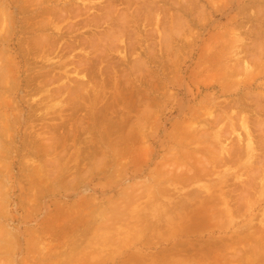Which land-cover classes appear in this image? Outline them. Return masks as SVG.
<instances>
[{
	"label": "rangeland",
	"instance_id": "rangeland-1",
	"mask_svg": "<svg viewBox=\"0 0 264 264\" xmlns=\"http://www.w3.org/2000/svg\"><path fill=\"white\" fill-rule=\"evenodd\" d=\"M3 19L8 20L3 21ZM3 22L4 24L7 22V25H4ZM0 36V74L5 77L1 78L0 76V84L2 83L0 85V206L6 205L5 209L3 208L5 211L1 209L2 207L0 208V213L3 214V216L0 215V224L4 230H10V233H7L8 231L5 232L1 229L0 233L6 235L5 238L12 235L9 236V238L11 237L10 242L6 243L7 240L2 242L4 238L0 234L3 238H0V244L6 243L3 245L7 247L11 245L9 247L15 249H10V253L8 251L1 253L5 248L3 245L0 246L3 247L0 248V262L2 260L7 262L9 255L10 261H14L13 264H25V261H32L27 262L28 264H61L64 254L67 255L68 250H72V247L79 250L89 238L90 240L93 238L92 242L95 239H103L100 235L104 232H101L99 228L102 227L103 230L104 224L110 225L114 222L120 227L118 224L124 220V222H130L129 225L135 222L137 230L138 227L141 229L143 226L141 231L144 229L147 231H143L144 235L141 231H135L139 234L133 233L132 235L137 237L133 236L132 238V235L130 236L131 229V232L127 233L128 237L121 236L124 232L118 234L117 237L114 236L113 238L116 240L111 243L112 247L109 243L106 246L110 248L105 247L104 254L102 253L104 255L102 260L105 261L101 260L104 262L103 264H122L127 257L130 258L131 253V256L139 253L142 257H146H143V262L146 264H159L160 260L162 264H166L167 261H170L167 262L168 264H184L182 263L184 260L186 264H192L190 261H193V264L195 262L216 264L218 260H223L225 257L223 254L226 253L227 261H229V255L232 253L233 257L237 251L240 254L238 256L236 253L238 259H230L233 264L240 263L239 260H242L240 264H264V244H262L264 243V159H262L264 146L257 148L259 155L256 157L259 158L253 155L249 157L250 155L245 153L247 151L244 147L247 142L245 141L246 133L240 126L243 113L250 114L252 112L255 116L252 113L248 114L250 116L249 124L252 129L257 130L254 134L258 135L259 129L250 121H253L256 115L262 118L261 113L264 117V106H262V104L264 105V0H0ZM38 38L45 39L41 41ZM231 58L236 59L232 61ZM243 58L248 59L243 60ZM226 59L228 60L226 61ZM230 59L233 64L230 63ZM242 60L246 61V64L244 62L243 64L247 69L243 71L240 66L239 69L242 71L233 70L236 62L239 64L242 63L240 62ZM222 65L224 66L222 67ZM225 65L232 66L233 75L230 70V73L228 70L226 71L229 68ZM2 67H5V70ZM217 72L219 73L216 74ZM222 73L230 74V76H224ZM222 76L225 78L223 79ZM246 78L249 80L252 78L254 86L244 88ZM3 84L4 86H2ZM219 87L228 88V93L222 94ZM229 89L231 90L229 91ZM256 97L261 105H259V109ZM242 98L244 101L247 99L249 101L239 102L242 105L244 103H248V105L246 108L243 107L246 110L242 109V113L238 114V116L241 115L240 118L238 117L240 121L238 118L233 119V122L236 120L237 126L234 124V128L237 130L231 128L230 132L228 128H230L229 123L231 124L232 120L225 116L228 113L231 114L229 108L233 107L232 111L234 112L238 109L241 110V107H238L233 101ZM222 99L223 102H221ZM232 99L234 100L232 101ZM226 104L229 105L226 106ZM222 105L223 107H221ZM224 107L228 109L225 110ZM216 111L225 114L223 121L217 123L220 125H215L211 118ZM234 112L231 115L237 117ZM70 114H73V117H70ZM215 114L214 116H216ZM73 129L76 130L73 131ZM70 130L73 134L70 133ZM236 131L240 134H237ZM227 134L229 138H227ZM57 136L59 139L49 140L53 137L55 139ZM254 136L256 138V135ZM218 137L220 140L217 139ZM62 138L63 140H60ZM111 140L114 141V144ZM238 140L240 141L238 142ZM223 142L224 145L221 144ZM238 143L240 144L238 145ZM50 145L57 147L55 149ZM236 145L242 152L245 151L242 153L244 155L241 154L242 157L240 156V159L236 160L237 162L234 159L232 161L235 162H232L231 158L228 160L226 157L230 155L228 152L231 149L237 148ZM221 146L224 149L222 152ZM114 147L118 149L114 151L115 153H113ZM45 149L52 152L49 153ZM62 151L66 154H62ZM260 154L263 157L260 158ZM61 155L67 157L63 158L62 156L58 159ZM51 158H57V161L54 160L56 163L53 159L51 161ZM214 158L221 159V164L227 161L228 163L220 165V161L217 160L218 162L215 163ZM73 159H77V162H74ZM72 160L73 162H71ZM57 163L62 171L58 169ZM68 163H72L71 167ZM40 165L43 167L41 168ZM206 165H211L210 170L212 171H209ZM216 165L217 167H214ZM242 166L243 169H241ZM53 167H55V171ZM203 167L207 171L202 174L198 169ZM67 168L68 170H66ZM190 168L192 171L189 170ZM256 168L260 171V175H258L259 172H256ZM49 169L53 170L51 173L59 172L58 174H56L57 172L53 173V176L48 172ZM41 170H47L48 176ZM175 171L181 173V177ZM182 171L185 173L182 174ZM252 171L253 174L257 173L258 177L256 174L253 175ZM173 173L176 174L174 177ZM167 174L170 175L166 177ZM49 175L53 176L52 181ZM55 175H59L57 179ZM184 175L186 177L195 176L189 177V180ZM255 175L257 178L254 177ZM162 176L164 180H159V178L162 179ZM236 176H239L241 180ZM178 177L184 180L180 181ZM176 180L182 183L180 184ZM245 180L249 181V186ZM46 183L47 185H45ZM183 183L186 184L182 186ZM240 188H243V191ZM136 190L139 191L136 192ZM147 192L148 194L152 193L148 195ZM157 192L158 195H156ZM243 192H248V194L243 197ZM129 194L130 198H128ZM138 194L142 196H138ZM240 194L243 195L242 200ZM137 196L140 198L137 199ZM125 197H127V201ZM132 197L136 199H133L134 202L136 201L135 203L132 201ZM224 197L227 198V201L230 198V201L224 203ZM36 198L37 201H34ZM121 198L123 201H119ZM173 198L175 199L173 200ZM237 201L241 202L239 204L243 210L237 206ZM111 205H116L119 210ZM214 205L217 207L213 209ZM58 206L61 207V211ZM175 206L177 207L175 208ZM209 207H211L210 210H208ZM223 207L226 210L231 208L226 211ZM33 208L35 209L33 210ZM86 208L87 211H85ZM58 211L62 215L61 219ZM173 211L177 215H174ZM4 212H6L5 216ZM65 212L69 213V215L66 213V217H71V219L67 220ZM110 213H114L116 217L113 218V214ZM218 213H222L223 216L222 214L218 216ZM7 214H10L11 217H7ZM136 214L139 215L138 220L141 219L139 222L136 220ZM55 215H58V220H60L58 224L57 220L54 221ZM98 215L103 218L100 219ZM46 216H48V221H44ZM175 216L179 218L175 220L177 218ZM181 216L183 217L181 218ZM211 216L212 218L218 217L216 220L220 219L221 222L217 223L218 220L216 221L214 218V221L212 220L214 224H212ZM63 217L64 221L66 218L65 223ZM61 220L63 223H60ZM50 221L56 223L58 227L54 223L47 224ZM103 221L105 223H102ZM124 222V225L121 224L122 226L126 225ZM171 222L173 227L172 224L170 225ZM174 223H177V226H174ZM180 224H183L184 227H182L185 229L181 228ZM247 225L249 226L247 227ZM47 226L51 229L50 233L47 231L49 228ZM108 226H106L107 229H110L111 225ZM250 226L252 230L255 228L257 230L252 232L257 235H254L255 240L249 231ZM74 227L80 229L75 231ZM134 227L135 225L133 226L135 230ZM175 227L179 229L177 228V230ZM210 227L212 228L210 229ZM238 229L239 231H237ZM180 230L182 232H179ZM56 231L57 233H55ZM242 231H244L243 234ZM13 232H16L17 235ZM245 232L248 233L247 236L244 235ZM55 234L57 238L54 237ZM79 234H82L83 238ZM233 234L236 236L235 238H233ZM65 235L68 237L67 243L66 240L64 241L67 238ZM226 236L231 239L224 240ZM14 237L15 242L18 239L17 244H14V239H12ZM242 237L244 239L247 237V240L243 241ZM59 239L62 241H58ZM236 239L242 242H238ZM28 240L31 242L35 240L32 243L33 249H31L32 244L30 246ZM216 240L224 241L218 243ZM57 241L60 246L63 241L66 244H62L63 246L60 248ZM211 242L213 243L211 244ZM245 242L254 246L258 244L260 248H263L260 249L257 245L254 247L249 244L246 246ZM179 243H181L180 248ZM183 243L190 244L186 246ZM214 243L216 246H213ZM36 244L39 246H35ZM183 246H186L187 249ZM220 246H223L226 252L222 248L220 249L221 254L216 256V249H219ZM233 246L237 248L235 249ZM243 246L249 247L248 249L245 247V254H243L245 250ZM113 247L116 249L114 250ZM175 247L178 249L176 250ZM238 247L241 251L238 250ZM258 248L259 251H256ZM6 250L9 249L6 248ZM54 250H58L59 253ZM247 250H250L251 256L255 251L257 253L251 257ZM45 251L47 252L45 253ZM258 252L260 255H257ZM173 253L176 254L173 255ZM167 254L171 256V259ZM52 256L54 257L52 258ZM161 256L164 258H159ZM149 258L150 260H148ZM216 258H218L217 261ZM201 259L206 261H201ZM165 260L166 262L163 263ZM175 260L180 262L174 263ZM98 262L97 264H99ZM101 262L100 264H102ZM223 262L217 264H224ZM141 263L138 260L137 264Z\"/></svg>",
	"mask_w": 264,
	"mask_h": 264
},
{
	"label": "bare ground",
	"instance_id": "bare-ground-1",
	"mask_svg": "<svg viewBox=\"0 0 264 264\" xmlns=\"http://www.w3.org/2000/svg\"><path fill=\"white\" fill-rule=\"evenodd\" d=\"M86 6H87V5H86ZM111 7H112V6H111ZM50 8H52V7H50ZM115 8H116V7H115ZM48 11L50 12V9H49ZM3 12H4V11H3ZM3 12H2V13H3ZM43 12H44V11H43ZM51 12H52V11H51ZM53 13H55V12H53ZM44 14H46V13L44 12ZM44 14H43V15H44ZM6 15H8V14L6 13ZM55 15H56V14H55ZM8 16H9V15H8ZM8 16H7V17H8ZM61 16H62V15H61ZM112 17H113V16H112ZM112 17H111V18H112ZM5 18H6V17H5ZM4 20H5V19H3V21H4ZM7 20H8V19H7ZM7 20H5V21H7ZM9 20H10V19H9ZM11 21H12V20H11ZM12 22H13V21H12ZM46 22H47V21H46ZM6 23H7V22H5V24H6ZM3 24H4V22H3ZM5 24H4V25H5ZM6 25H7V24H6ZM40 25H41V24H40ZM42 25L44 26V24H42ZM46 26H47V25H46ZM40 28H41V27H40ZM38 29H39V28H38ZM42 29H44V28L42 27ZM46 29H48V28L46 27ZM54 29H55V28H54ZM58 31H59V30H58ZM0 37H1V36H0ZM4 37H5V36H4ZM42 37H44V36H42ZM45 37H46V36H45ZM6 38H7V37H6ZM47 38H48V37H47ZM38 39H41V38H38ZM44 39H45V38L41 39V41H42V40L44 41ZM39 41H40V40H39ZM122 41H123V40H122ZM9 42H10V41H9ZM40 43H41V42H40ZM247 49H248V48H247ZM245 50H246V48H245ZM124 51H125V50H124ZM244 52H245V51H244ZM246 52H247V51H246ZM124 53H125V52H124ZM124 53H123V54H124ZM247 54H248V53H247ZM249 54H250V53H249ZM249 54H248V55H249ZM251 55H252V54H251ZM253 55H254V54H253ZM243 56L245 57V54H244ZM243 56H242V57H243ZM239 57L242 58L241 56H239ZM232 58H233V57H232ZM232 58H231V59H232ZM250 58H251V57H250ZM250 58H249V59H250ZM231 59H230V63H231ZM235 59H236V58H235ZM235 59H232V61H233V60L235 61ZM244 59L246 60V59H248V58H243V60H244ZM227 60H228V59H226V61H227ZM240 60H241V59H240ZM243 60L240 61V62H242V63H239V64H237V62H236L237 66H236V64H235V67L233 66V70H235V71H237V70H238V71H242V69H243V71L246 70V69H247V67H246V65H245V64H246V63H245L246 61L244 62ZM250 60H251V59H250ZM243 62H244L245 64H243ZM216 63H217V61H216ZM224 63H225V62H224ZM226 63H227V62H226ZM222 64H223V63H222ZM231 64H233V63H231ZM247 64H248V63H247ZM228 65H229V64H228ZM228 65H225V66L228 67ZM217 66H218V65H217ZM223 66H224V65H222V67H223ZM230 66H231V65H230ZM240 66H242V67H241V68H242L241 70L239 69ZM249 66H250V65H249ZM0 68H1V67H0ZM3 68H4V69H3ZM220 68H221V67H220ZM228 68H229V69H226V71H227V70H228V71H229V70L231 71L232 66H231V67H228ZM2 69L5 70V67H2ZM217 69H218V68H217ZM213 70H214V69H213ZM233 70L231 71V73H232L231 75L234 74V73H233ZM230 71H229V73H230ZM247 71H248V70H247ZM247 71H246V72H247ZM213 72H214V71H213ZM222 72L225 73V71H222ZM218 73H219V72H217L216 74H218ZM224 73H222V74L224 75ZM235 73H236V72H235ZM237 73H238V72H237ZM242 73H243V72H242ZM2 74H3V73H2ZM222 74H221V75H222ZM255 74H256V73H255ZM3 75H4V74H3ZM0 76H1V78L4 77V76L2 77L1 74H0ZM224 76H230V74H229V75H228V74H225ZM222 77H223V76H222ZM222 77H221V78H222ZM251 77L253 78V76H251ZM4 78H5V77H4ZM224 78H225V77H223V79H224ZM226 78H227V77H226ZM252 78H251V79H252ZM246 79H247V78H246ZM251 79H250V80L247 79V80L244 81V82H245V83H244V88H245V87H246V88H249V87L254 86V84H253L254 81L251 80ZM253 79H255V77H254ZM3 82H4V81H3ZM1 84H2V83H1ZM1 84H0V85H1ZM211 84H213V83H211ZM208 85H209V84H208ZM260 85H261V84H260ZM2 86H4V84H3ZM198 87H199V86H198ZM219 88H220V91H221L222 94L228 93V91H227L228 88H227V89H225L224 87H219ZM209 89H210V88H209ZM198 90H199V89H198ZM230 90H231V89H229V91H230ZM3 91H4V90H3ZM215 92H216V91H215ZM244 96H245V95H244ZM241 97H242V96H241ZM241 97H239V98H241ZM246 97H248V96H246ZM249 97H250V96H249ZM236 98H237V97H236ZM250 98H252V97H250ZM229 99H231V98H229ZM246 99H247V98H246ZM253 99H254V98H253ZM233 100H234V99H232V101H233ZM254 100H255V99H254ZM256 100H257V108L259 109V108H260V107H259L260 102H259V100H258L257 97H256ZM223 101H224V100L222 99L221 102H223ZM239 101H241V102H242V101L245 102L246 100L244 101V99L242 98L241 100H240V99H237V100L235 99V101H233V102H236V105H237L238 107H241V110H239V109L236 107V105H234V104H233V105L235 106V108L238 109V110H236V112L232 111V108H233V107H232V108H229V109L231 110V114H233L232 112H234V114H236L237 117L234 116V115L229 114V113H228V112H230L229 110H228V112H227L228 114H226V116H225L224 113H221V114H220V112L217 113V111H216L215 113H217V114L214 113L216 116H214V114H213V116H211V118H212L214 121H213L211 118H210V120H212V121L215 123V125H216L217 123H219L218 121L221 122V120L224 119V116H225V117L228 116V119H229V120H230V119L232 120L231 124L229 123L230 121L228 122V123H229V126H230V128H228V131H230L229 129H231V128L233 129V128H234V124L236 123V120H234L235 122H233V119H237L238 117L240 118L241 115L238 116V114L242 113V109H245V108H246V105H248V103H246V104L244 103V105H242V103L239 102ZM247 101H249V100L247 99ZM247 101H246V102H247ZM252 101H253V100H252ZM217 102H218V101H217ZM225 102H226V101H225ZM255 102H256V101H255ZM255 102H254V103H255ZM258 102H259V104H258ZM238 104H239V105H238ZM218 105H220V104H218ZM227 105H229V104H226V106H227ZM233 105H232V106H233ZM249 105H250V104H249ZM213 106H214V105H213ZM260 106H261V105H260ZM262 106H264V105L262 104ZM221 107H223V105H222ZM228 107H229V106H228ZM230 107H231V106H230ZM243 107H245V108H243ZM235 108H234V109H235ZM257 108H256V109H257ZM224 109H225V107H224ZM226 109H228V108L226 107ZM226 109H225V110H226ZM248 109H249V108H248ZM217 110H218V109H217ZM245 110H246V109H245ZM262 110H263V109H262ZM214 111H215V110H214ZM218 111H219V110H218ZM221 111H222V110H221ZM210 112H212V111L210 110ZM210 112H209V115H211ZM261 112H262V111H261ZM263 112H264V111H263ZM251 113H252V112H251ZM251 113H250V114H251ZM258 113L260 114V112H258ZM248 114H249V113H247V114H244V113H243L242 118H241L242 124H241V122H239V121H240L239 118H238L239 121H238V120H237V121L239 122V124H241L240 126L244 128L245 133H246V135H245L246 140H245V139H244V140L247 141V142H245V143H246V146L244 145V147L246 148L245 150H246L247 152H245V153L248 154V155H250L249 157H251V155H253V156L256 157L257 155H259V154L257 153V148H258V146H259L260 148H263L262 146H264V128H263V126H264V117H263V114L261 113L262 118H260L258 115H256V118H255V117H254L255 115L252 113V114L254 115V116H252V117L255 118V119H254L255 121H254V120H253V121H250V123H252L255 127H257V128L259 129V130H258V131H259V134L257 135V134H254V132L257 131V130L252 129L251 126H250V124H249V117H250L249 115H250V114H249V115H248ZM72 115H73V114H70V117H73ZM261 115H260V116H261ZM70 117H69V118H70ZM208 117H210V116H208ZM233 117H234V118H233ZM65 118H66V117H65ZM67 118H68V117H67ZM63 119H64V118H63ZM225 119H227V118H225ZM228 119H227V120H228ZM66 120H67V119H66ZM208 120H209V119H208ZM222 121H223V120H222ZM210 122H211V121H210ZM72 123H73V122H72ZM72 123H71V124H72ZM76 123H77V122H76ZM78 123H79V122H78ZM80 124H81V122H80ZM211 124H212V123H211ZM207 125H208V124H207ZM217 125H220V124H217ZM235 126H237V125L235 124ZM72 127H73V126H72ZM72 127H71V128H72ZM214 127H215V126H214ZM225 129H226V128H225ZM232 129H231V131H232ZM234 129H236V128H234ZM75 130H76V129H73V131H75ZM223 130H224V129H223ZM236 130H237V129H236ZM238 130H239V129H238ZM231 131H230V132H231ZM242 131H243V130H242ZM76 132H77V131H76ZM205 132H206V131H205ZM239 132L242 133L240 130H239ZM51 133H53V132L51 131ZM68 133H69V132H68ZM70 133L73 134V133L71 132V130H70ZM102 133H103V132H102ZM232 133H233V132H232ZM236 133H237V131H236ZM240 133H237V134H240ZM64 134H65V133H64ZM207 134H208V132H207ZM218 134H219V132L217 133V136H218ZM228 134H229V133H228ZM228 134H227V135H228ZM230 134H231V133H230ZM233 134H234V133H233ZM66 135H67V134H66ZM69 135H70V134H69ZM102 135H103V134H102ZM201 135H202V134H201ZM204 135H206V134L204 133ZM227 135H226V136H227ZM235 135H236V134H235ZM241 135H242V134H241ZM241 135H238V136H241ZM254 135H256L257 141H256V138H255ZM224 136H225V135H224ZM231 136H233V135H231ZM59 137H60V136H59ZM103 137H104V136H103ZM103 137H102V138H103ZM200 137H202V136H200ZM206 137H207V136H206ZM219 137H220V136H219ZM219 137H218L217 139H219ZM243 137H244V136H243ZM243 137H242V138H243ZM63 138H64V137H63ZM63 138L60 139V140H63ZM67 138H68V135H67ZM202 138H203V137H202ZM227 138H229V135H228ZM231 138H233V137H231ZM234 138H237V137L234 136ZM234 138H233V139H234ZM48 139H49V138H48ZM51 139H52L53 141H55L56 139H59V138H58V136H57L55 139H54V137H53V138H50L49 140H51ZM107 139H108V138H107ZM117 140H118V139H117ZM120 140H121V139H120ZM120 140H119V141H120ZM219 140H220V139H219ZM234 140H235V139H234ZM244 140H243V141H244ZM0 141H1V140H0ZM45 141H46L45 144H46V146H47V142H48L47 138H46ZM105 141H106V139H105ZM111 141H112V143L114 144V141H113V140H111ZM226 141H227V139H226ZM226 141H224V142H226ZM228 141H230V140H228ZM236 141H237V140H236ZM239 141H240V140H238V142H239ZM51 142H52V141H51ZM61 142H62V141H61ZM115 142H116V141H115ZM120 142L122 143V141H120ZM218 142H219V141H218ZM224 142L221 143V144L224 145ZM241 142H242V141H241ZM241 142H240V143H241ZM53 143L55 144V142H53ZM100 143H101V142H100ZM235 143H237V142H235ZM240 143H238V145H239ZM245 143H244V144H245ZM54 144H53V145H54ZM58 144H59V143H58ZM58 144H57V145H58ZM105 144H107V143H105ZM109 144H110V143H109ZM117 144L119 145V142H118ZM117 144H116V145H117ZM221 144H220V145H221ZM241 144H243V143H241ZM62 145H63V144H62ZM64 145H65V143H64ZM238 145H236L237 148L234 147L233 150L231 149V151L228 152V153L231 155V156L229 155L228 157H226V158H228V160H229V158H231L230 161H232V159H234L235 161L238 160V159H240L241 154H242L245 150L242 152V150H241L240 148H238V147H239ZM97 146H98V145H97ZM100 146L103 147V145H100ZM107 146H108V145H107ZM226 146H227V145H226ZM233 146H234V145H233ZM50 147L53 148L54 146H51V145H50ZM55 147H57V146H55ZM55 147H54V148H55ZM111 147H112V146H111ZM224 147H225V146H224ZM46 148H47V147H46ZM97 148H98V147H97ZM97 148H96V149H97ZM99 148H100V147H99ZM104 148H106V147H104ZM104 148H103V149H104ZM114 148H115V147H114ZM116 148H117V147H116ZM116 148H115V150H113V153H115L114 151L118 150V149H116ZM118 148H119V147H118ZM120 148L122 149V147H120ZM125 148H126V147H125ZM222 148H223V147L221 146V149H222ZM241 148H242V147H241ZM49 149H50V148H49ZM49 149H48V150H49ZM55 149H56V148H55ZM112 149H113V147H112ZM221 149H220V150H221ZM263 149H264V148H263ZM45 150L47 151V149H45ZM77 150H78V149H77ZM125 150H126V149H125ZM223 150H224V149H222L221 152H222ZM226 150H227V149H226ZM229 150H230V149H229ZM261 150H262V149H261ZM53 151H54V150H53ZM75 151H76V150H75ZM108 151H109V150H108ZM120 151H121V150H120ZM255 151H256V152H255ZM47 152H49V151H47ZM51 152H52V151L50 150L49 153H51ZM59 152H60V151H59ZM76 152H77V151H76ZM60 153H61V152H60ZM92 153H93V152H92ZM225 153H226V152L224 151V154H225ZM255 153H257V154H255ZM57 154H58V153H57ZM57 154H55V155H57ZM62 154H64V151H62ZM65 154H66V153H65ZM65 154H64V155H65ZM81 154H82V153H81ZM93 154H94V153H93ZM105 154H106V152H105ZM111 154H112V153H111ZM212 154H213V152H212ZM263 154H264V153H262V155H263ZM82 155H83V154H82ZM89 155H90V154H89ZM221 155H222V154H221ZM242 155H244V154H242ZM248 155H247V156H248ZM260 155H261V154H260ZM262 155L260 156V158L264 156V155H263V156H262ZM62 156H63V155L59 156L58 159H60V157H62ZM87 156H88V154H87ZM90 156H91V155H90ZM102 156H103V154H102ZM247 156H246V157H247ZM253 156H252V157H253ZM64 157H65V156H63V158H64ZM66 157H67V156H66ZM66 157H65V158H66ZM81 157H83V156H81ZM91 157H92V156H91ZM241 157H242V156H241ZM63 158H62V159H63ZM77 158L79 159V157H77ZM83 158H84V157H83ZM83 158H82V160L84 161ZM87 158H88V157H87ZM87 158H86V159H87ZM89 158H90V157H89ZM96 158H97V156H96ZM98 158H100V157H98ZM101 158H103V157H101ZM216 158H218V157H216ZM226 158H225V160H226ZM247 158H248V157H247ZM256 158H259V157H256ZM52 159H53V158H51L50 160L52 161ZM56 159H57V158H56ZM56 159H53V161H54V160L57 161ZM214 159H215V158H214ZM222 159H223V158H222ZM252 159H253V158H252ZM262 159H264V157H263ZM73 160H74V162H75V161L77 162V159H76V160L73 159ZM73 160H72L71 162H73ZM217 160L220 161V165H225V163H226V164L228 163V161H227V162H225L224 164H223V163L221 164V161H222V160H221V159H217ZM217 160L215 159L214 162L217 163V162H218ZM234 160H233V161H234ZM257 160H258V159H257ZM47 161H49V160H47ZM55 161H54V162H55ZM58 161H59V160H58ZM85 161H86V160H85ZM101 161H102V160H101ZM207 161H208V160H207ZM223 161H224V159H223ZM230 161H229V163H230ZM233 161H232V162H233ZM235 161H234V162H235ZM240 161H242V160H240ZM263 161H264V160H263ZM54 162H53V163H54ZM209 162H210V161H209ZM212 162H213V160H212ZM236 162H237V161H236ZM34 163H35V162H34ZM38 163H39V162H38ZM40 163H41V162H40ZM42 163H43V161H42ZM46 163H47V162H46ZM49 163H50V162H49ZM55 163H56V162H55ZM59 163H60V162H59ZM62 163H63V162H62ZM62 163H61V164H62ZM79 163H81V162H79ZM203 163L205 164V162H203ZM247 163H248V162H247ZM35 164H36V163H35ZM51 164H52V163H51ZM51 164H50V165H51ZM63 164H64V163H63ZM68 164H69V166L71 167L72 163H68ZM70 164H71V165H70ZM73 164H75V163H73ZM82 164H85V163H82ZM196 164H198V163H196ZM204 164H203V165H204ZM207 164H208V163H207ZM210 164H211V162H210ZM240 164H241V163H240ZM36 165H37V164H36ZM42 165H45V164H42ZM50 165L48 166V168L50 167ZM53 165H54V164H53ZM53 165H52V166H53ZM79 165H80V164H79ZM200 165H201V164H199V166H200ZM212 165H213V163H212ZM242 165H243V164H242ZM250 165H251V163H250ZM252 165H253V164H252ZM40 166H41V165H40ZM52 166H51V167H52ZM57 166H58V163H57ZM60 166H61V165H60ZM67 166H68V165H67ZM194 166H195V164H194ZM197 166H198V165H197ZM201 166H202V165H201ZM206 166H207V165H206ZM210 166H211V165H210ZM210 166L208 165L207 167H208L209 171H212V170H210V169H211ZM255 166H256V165H255ZM42 167H43V166H41V168H42ZM55 167H56V164H55ZM55 167H53V168H54V171H55ZM72 167H75V166H72ZM209 167H210V168H209ZM214 167H217V165L214 166ZM247 167H248V164H247ZM263 167H264V166H263ZM44 168H45V166H44ZM53 168H51V169H53ZM63 168H65V167H63ZM75 168H76V167H75ZM244 168H245V167H244ZM46 169H47V168H46ZM58 169H59L60 171H62V170H61L62 168L60 169L59 166H58ZM58 169H57V170H58ZM69 169H71V168H69ZM197 169H198V168H197ZM205 169H206V168L203 167V168H200L201 171H200L199 169H198V171H199L200 173L202 172V174H203V173H206V171H207V170H205ZM212 169H213V167H212ZM214 169H215V168H214ZM241 169H243V166L241 167ZM260 169H261V168H260ZM263 169H264V168H263ZM44 170H45V169H44ZM44 170H41V171H44ZM47 170H48V169H47ZM47 170L44 171V172H46V176H48V175H47ZM49 170H50V169H49ZM64 170H65V169H64ZM64 170H63V171H64ZM66 170H68V168H67ZM66 170H65V172H66ZM189 170L192 171V168H190ZM195 170H196V169H195ZM249 170H250V169H249ZM253 170H254V169H253ZM255 170H257V168H256ZM51 171H53V170H50V171H48V172H50V174H52V175H53V173L55 174V173L57 172V171H56V172L51 173ZM69 171H70V170H69ZM71 171H72V169H71ZM39 172H40V171H39ZM44 172H43V173H44ZM58 172H59V171H58ZM58 172H57L56 174H58ZM175 172H176V171H175ZM187 172H188V171H187ZM249 172H250V171H249ZM249 172H248V173H249ZM256 172H259L258 175H260V171H259V170H257ZM262 172H263V170H262ZM262 172H261V173H262ZM40 173H41V172H40ZM43 173H42V175H43ZM66 173H67V172H66ZM66 173H65V174H66ZM169 173H170V171H169ZM176 173L178 174L179 172H176ZM184 173H185V171H184V172L182 171V174H184ZM196 173H197V172H196ZM251 173L253 174V171H252ZM251 173H249V174L251 175ZM44 174H45V173H44ZM48 174H49V173H48ZM62 174H63V173H62ZM170 174H171V173H170ZM170 174H167L166 177H168ZM179 174H180L179 177H181V173H179ZM187 174H188V173H187ZM193 174H194V173H193ZM193 174H191V175H193ZM197 174H198V173H197ZM207 174H208V173H207ZM207 174H206V175H207ZM254 174L257 175V173H254ZM254 174H253V175H254ZM59 175H60V174H59ZM59 175H57V176H59ZM175 175H176V174H175ZM175 175H174V173H173L172 176L174 177ZM191 175H189V177H191ZM206 175H205V176H206ZM256 175H255L254 177H256ZM258 175H257V177H258ZM49 176H50L49 178H51L50 180L52 181V177H53L54 175H53V176L49 175ZM57 176L55 175L56 179H57ZM60 176H62V175H60ZM184 176H185V175H184ZM184 176H183V178H184ZM194 176H195V175H194ZM194 176H193V177H194ZM198 176H200V175H198ZM198 176H197V177H198ZM207 176H209V175H207ZM35 177H36V176H35ZM42 177H43V176H42ZM44 177H45V176H44ZM55 177H54V178H55ZM64 177H65V175H64ZM164 177H165V176H164ZM166 177H165V178H166ZM179 177H178V178H179ZM185 177H186V176H185ZM189 177H186V178L188 179ZM193 177H191V178H193ZM236 177L240 179L241 175H240V177H239V176H236ZM249 177H251V176H249ZM254 177H252V178H254ZM257 177H256V178H257ZM260 177H261V176H260ZM260 177H259V178H260ZM65 178H66V177H65ZM178 178H175V179H178ZM186 178H185V179H186ZM200 178H201V177H200ZM37 179H38V178H37ZM47 179H48V177H47ZM47 179H46V180H47ZM61 179H62V178H61ZM175 179H174V181H175ZM187 179H186V180H187ZM222 179H223V178H222ZM32 180H33V178H32ZM32 180H31V181H32ZM41 180H42V178H41ZM58 180H59V179H58ZM65 180H66V179H65ZM65 180H64V181H65ZM67 180H68V179H67ZM67 180H66V181H67ZM159 180H164L163 176H162V179L159 178ZM159 180H157V181H159ZM167 180H168V179H167ZM179 180L181 181V180H184V179H180V178H179ZM179 180H176V182H180ZM189 180H190V178H189ZM189 180H187V181H189ZM237 180H238V179H237ZM237 180H236V181H237ZM240 180H241V179H240ZM240 180H239V181H240ZM248 180H249V179H248ZM253 180H254V179H253ZM253 180H252V182H253ZM260 180H261V179H260ZM260 180H259V181H260ZM48 181H49V180H48ZM64 181H63V183H65ZM224 181H225V180H224ZM226 181H227V180H226ZM245 181H246V180H245ZM245 181H244V182H245ZM42 182L44 183V181H42ZM42 182H41V183H42ZM60 182H61V181H60ZM176 182H175V183H176ZM191 182H192V181H191ZM227 182H228V181H227ZM248 182H249V181H246L245 183L248 185ZM255 182H257V181L255 180ZM29 183H30V182H29ZM48 183H49V182H48ZM171 183H172V182H171ZM181 183H182V182H180V184H181ZM186 183H188V182H186ZM186 183H183L182 186H184V184H186ZM234 183H235V182H234ZM237 183H238V182H237ZM258 183H259V182H258ZM262 183H263V182H262ZM50 184H51V182H50ZM50 184H49V185H50ZM172 184H173V183H172ZM251 184H252V183H251ZM255 184H256V183H255ZM259 184H260V183H259ZM28 185H29V184H28ZM45 185H47V183H46ZM175 185H177V184H175ZM249 185H250V183H249ZM249 185H248V186H249ZM50 186H51V185H50ZM145 186H146V185H145ZM251 186H252V185H251ZM48 187H49V186H48ZM138 187H139V186H138ZM142 187H143V186H142ZM180 187H181V186H180ZM31 188H32V187H31ZM133 188H134V187H133ZM135 188H136V187H135ZM158 188H159V187H158ZM177 188H178V186H177ZM223 188H224V187H223ZM223 188H222V189H223ZM238 188H239V184H238ZM249 188H250V187H249ZM251 188H252V187H251ZM153 189H154V188H153ZM226 189H227V188H226ZM229 189H230V188H228L227 190H229ZM240 189H241V188H240ZM242 189H243V188H242ZM242 189H241V191H243ZM244 189H245V188H244ZM247 189H248V187H247ZM247 189H245V190L247 191ZM253 189H254V188H253ZM133 190H134V189H133ZM224 190H225V189H224ZM231 190H232V189H231ZM138 191H139V190H138ZM138 191L136 190V192H138ZM154 191H155V190H154ZM159 191H160V189H159ZM163 191H164V189H163ZM233 191H237V190H233ZM233 191H232V192H233ZM32 192H34V191H32ZM132 192H133V191H132ZM152 192H153V191H152ZM152 192H151V193H152ZM155 192H156V191H155ZM195 192H196V191H195ZM226 192H227V191H226ZM250 192H251V191H250ZM250 192H249V194H250ZM122 193H123V192H122ZM129 193H131V192H129ZM151 193H149V194H151ZM153 193H154V192H153ZM211 193H213V192H211ZM224 193H225V192H224ZM243 193H244V196L240 194V195H241V200H242V196L245 197V194H248V192H243ZM243 193H242V194H243ZM30 194H31V192H30ZM126 194H127V193H126ZM133 194H135V192H133ZM140 194H141V192H140ZM140 194H138V196H139ZM147 194H148V192H147ZM149 194H148V195H149ZM155 194H156V193H155ZM155 194H154V195H155ZM189 194H190V192H189ZM192 194H193V193H192ZM196 194H197V193H196ZM196 194H195V195H196ZM222 194H223V193H222ZM34 195H35V194H34ZM122 195H123V194H122ZM154 195H153V196H154ZM156 195H158V192H157ZM232 195H233V194H232ZM240 195H239V196H240ZM32 196H33V195H31V197H32ZM124 196H125V193H124ZM129 196H130V194L128 195V198H130ZM131 196H132V195H131ZM133 196H134V195H133ZM138 196H137V197H138ZM140 196H142V195H140ZM151 196H152V195H151ZM204 196H205V195H204ZM212 196H213V195H212ZM29 197H30V196H29ZM33 197L35 198V196H33ZM36 197H37V196H36ZM155 197H156V196H155ZM192 197H194V196H192ZM210 197H211V195H210ZM234 197H235V196H234ZM119 198H120V197H119ZM125 198H126V201H127V197H125ZM139 198H140V197H138L137 199H139ZM151 198H152V197H151ZM151 198H150V199H151ZM195 198H196V197H195ZM200 198H203V197L200 196ZM207 198H209V197H207ZM224 198H225V197H224ZM28 199H29V198H28ZM95 199H96V198H95ZM133 199H135V198L132 197V201H133ZM150 199H149V201H150ZM174 199H175V198H173V200H174ZM180 199H181V198H180ZM180 199H179V200H180ZM189 199H191L190 196H189ZM204 199H205V198H204ZM226 199H227V198L224 199V201H223L224 203H225V202L228 203V202L230 201V198L228 199V201H227ZM238 199H239V197L237 198V200H238ZM30 200H32V199H30ZM129 200H130V199H129ZM135 200H136V199H135ZM159 200H161V199H159ZM176 200H177V199H176ZM193 200H194V199H193ZM208 200H209V199H208ZM213 200H215V199H213ZM213 200H212V201H213ZM216 200L218 201V198H217ZM34 201H37V198L34 199ZM114 201H115V200H114ZM119 201H123L122 198H121V200H119ZM126 201H125V202H126ZM238 201H239V200H238ZM238 201H237V203H238ZM29 202H30V201H29ZM130 202H131V201H130ZM133 202H134V201H133ZM133 202H131V203L133 204ZM135 202H136V201H135ZM135 202H134V203H135ZM144 202H145V201H144ZM162 202H163V201H162ZM177 202H178V201H177ZM183 202H184V201H183ZM188 202H189V201H188ZM196 202H197V201H196ZM209 202H210V201H209ZM209 202H208V203H209ZM213 202H216V201H213ZM242 202H243V201H242ZM53 203H54V202H53ZM56 203H59V202H56ZM56 203H55V204H56ZM87 203H88V202H87ZM93 203H94V202H93ZM93 203H92V204H93ZM122 203H124V202H122ZM157 203H158V201H157ZM211 203H212V202H211ZM218 203H219V202H218ZM224 203H223V204H224ZM233 203H234V202H233ZM235 203H236V202H235ZM239 203L241 204V202H239ZM239 203L237 204V206H240ZM34 204L36 205V203H34ZM34 204H33V205H34ZM60 204H61V203H60ZM115 204H116V203H115ZM117 204H118V203H117ZM125 204H127V203H125ZM150 204H151V202H150ZM170 204H172V203H170ZM185 204H186V203H185ZM206 204H207V203H206ZM213 204H214V203H213ZM213 204H211V205H213ZM215 204H216V203H215ZM0 205H1V204H0ZM35 205H34V206H35ZM89 205H91V204H89ZM113 205H114V204H113ZM113 205H111V206L114 207L115 209H116V208L118 209V207H116V205H115V206H113ZM118 205H120V204H118ZM118 205H117V206H118ZM121 205H123V204H121ZM138 205H139V204H138ZM148 205H149V204H148ZM180 205H181V204H180ZM216 205H217V204H216ZM218 205H219V204H218ZM224 205H226V204H224ZM231 205H232V204H231ZM243 205L246 206L244 203H243ZM243 205H242V206H243ZM5 206H6V205H5ZM5 206H3V207L0 206V208L2 207L1 209L4 210V209H5V208H4ZM59 206H60V205H59ZM59 206H58V208H59V210H60L61 207H59ZM62 206H63V205H62ZM67 206H70V205H67ZM91 206H92V205H91ZM124 206L126 207V205H124ZM124 206H123V207H124ZM128 206H129V205H128ZM172 206H173V205H172ZM177 206H178V204H177ZM177 206H175V208H176ZM191 206H192V205H191ZM207 206H208V205H207ZM209 206H210V204H209ZM229 206H230V205H229ZM82 207H83V205H82ZM89 207H90V206H89ZM93 207H94V206H93ZM125 207H124V208H125ZM139 207H140V206H139ZM139 207H138V208H139ZM145 207H146V205H145ZM180 207H181V206H180ZM182 207H183V206H182ZM215 207H217V206L214 205V207H212V208L214 209ZM227 207H228V205H227ZM3 208H4V209H3ZM55 208H56V207H55ZM66 208H67V207H66ZM79 208H80V207H79ZM119 208H121V207H119ZM187 208H188V207H187ZM205 208H206V207H205ZM210 208H211V207H209L208 210H210ZM229 208H231V207H229ZM229 208H228L227 210H229ZM240 208H242V210H243V207L240 206ZM240 208H239V210H240ZM34 209H35V208H33V210H34ZM89 209H90V208H89ZM112 209H113V208H112ZM126 209H128V208H126ZM129 209H130V208H129ZM132 209H133V208H132ZM140 209H141V208H140ZM181 209H182V208H181ZM216 209H217V208H216ZM223 209L226 210L225 207H223ZM233 209H234V207L232 208V210H233ZM2 210H1V211H2ZM33 210H32V212H33ZM78 210H79V209H78ZM87 210H88V209L86 208L85 211H87ZM93 210H94V208H93ZM118 210H119V209H118ZM118 210H117V212H118ZM172 210H173V209H172ZM183 210L185 211L186 209L184 208ZM218 210H219V209H218ZM220 210H221V209H220ZM227 210H226V211H227ZM230 210H231V209H230ZM235 210H236V209H235ZM239 210H238V212L241 211V210H240V211H239ZM4 211H5V210H4ZM30 211H31V208H30ZM30 211H29V212H30ZM60 211H61V210H60ZM60 211H58V214L60 213ZM69 211H70V210H69ZM71 211H74V210H71ZM114 211H116V210H114ZM179 211H181V210H179ZM206 211H207V209H206ZM54 212H56V211L54 210ZM142 212L144 213V210H143ZM181 212H182V211H181ZM199 212H200V211H199ZM202 212H204V211L202 210ZM214 212H215V211H214ZM221 212H222V211H221ZM230 212H231V211H230ZM232 212H233V211H232ZM4 213H5V214H4V216H5V215H6V212H4ZM7 213H8V211H7ZM62 213H64V211H62ZM66 213H67V212H65V217L67 216ZM71 213H72V212H71ZM74 213H75V212H74ZM74 213H73V214H74ZM86 213H87V212H86ZM173 213H174V211H173ZM173 213H171V214H173ZM177 213H178V211H177ZM216 213H217V212H216ZM222 213H223V212H222ZM222 213H218L217 215L220 216ZM226 213H228V212H226ZM234 213H235V212H234ZM67 214L69 215V213H67ZM101 214H102V213H101ZM110 214H113V218H114V216H115L114 213H110ZM110 214H109V217H111ZM115 214H116V213H115ZM0 215L3 216V214H1V213H0ZM7 215H8L7 217H11L10 214H7ZM29 215H31V213H29ZM36 215H37V214H36ZM50 215H52V214H50ZM79 215H80V214H79ZM104 215H105V214H104ZM116 215L118 216V214H116ZM174 215H177V214L174 213ZM210 215H211V214H210ZM230 215H231V214H230ZM27 216H28V215H27ZM59 216H61V217H60V219H61V218H62V215L59 214ZM63 216H64V215H63ZM72 216H73V215H72ZM94 216H95V214H94ZM105 216H106V215H105ZM107 216H108V215H107ZM136 216H137V214H136ZM136 216H135V217H136ZM178 216H180V215H178ZM212 216H213V215H212ZM212 216H211V218H212ZM222 216H223V214H222ZM222 216H221V217H222ZM233 216H234V214H233ZM28 217L31 218L32 216H28ZM47 217H48V216H46V218H45L44 221H46V220L48 219ZM49 217H50V216H49ZM54 217H55L54 221L57 220V224H58V222L60 221V220H58V215H57V216L55 215ZM54 217H53V218H54ZM56 217H57V218H56ZM76 217H77V216H76ZM76 217H75V218H76ZM98 217H100V216L98 215ZM101 217H102V216H101ZM101 217H100V219H101ZM115 217H116V216H115ZM138 217H139V215L137 216V219H136L137 222H139V220H141V219L138 220ZM175 217H177V216H175ZM182 217H183V216H181V218H182ZM186 217H187V216H186ZM195 217H196V216H195ZM199 217L201 218V216H199ZM207 217H210V216H207ZM234 217H235V216H234ZM66 218H67V217H66ZM66 218H65V221H66ZM68 218H69V217H68ZM68 218H67V220L71 219V217H70L69 219H68ZM78 218H80V217H78ZM102 218H103V217H102ZM107 218H108V217H107ZM178 218H179V217H177L175 220H177ZM214 218H215V220H216V218H218V217H213L212 219H210L211 222L214 221V220H213ZM219 218H220V217H219ZM27 219H28V218H27ZM49 219H51V218H49ZM76 219H77V218H76ZM76 219H74V220H76ZM104 219H105V218H104ZM131 219H132V217H131ZM133 219H134V218H133ZM173 219H174V217H173ZM191 219H192V218H191ZM198 219H199V218H198ZM198 219H197V220H198ZM51 220H52V219H51ZM106 220H107V219H106ZM116 220H118V219H116ZM126 220H127V219H126ZM183 220H184V219H183ZM197 220H196V221H197ZM210 220H209V222H210ZM212 220H213V221H212ZM217 220H218V219H217ZM217 220H216V221H217ZM233 220H234V219H233ZM47 221H48V220H47ZM63 221H64V217H63ZM65 221H64V223H65ZM70 221H71V220H70ZM95 221H96V220H95ZM98 221H99V220H98ZM110 221H112V220H110ZM114 221H115V220H114ZM127 221H129V220H127ZM130 221H131V220H130ZM165 221H166V220H165ZM191 221H192V220H191ZM196 221H195V222H196ZM0 222H1V221H0ZM55 222H56V221H55ZM99 222H100V221H99ZM99 222H98V223H99ZM107 222H109V221H107ZM115 222H116V221H115ZM120 222H121V221H120ZM123 222H124V220H123ZM123 222L120 223V224H118V225H120V227L117 226V224L114 223V222H113L114 225H112L113 223L111 222V223H112V224H110L111 226H110L108 223H106V224H108V225L110 226V229H109V228L107 229L106 226H108V225H105V224H104V226L106 227V230H105V227H103V228H104L103 230H102V227H100L99 229H101V232H104L103 234H105L106 236L103 235V234H102V235H103V236H102V235H100V233H97V232H96V234H99L103 239H95V240L92 242V240H93V238H92L93 236H92V237H91L92 240H90V238H89V240L85 243L86 245L84 244L85 246L83 245V247H82L81 249H79V250H75V249H77V248H76V247H72V250H71V249L68 250L69 252H68L67 255H65L66 253L64 252L65 254H64V257L62 258V262H61V261H59V262H61V264H97L98 261L101 262V260L103 259L102 257L104 256V255H103V254H104L103 251L105 250V247L107 248V246H108L109 243H110V244L113 243V240H114L113 237H114V236L117 237L118 234H122V233L124 232V234H122L121 236H123V235L125 236V235H126L125 237H128L127 233L129 234V233L131 232V230H132V233L130 234V236H131L133 233L135 234V233H136L135 231H138V232L141 231V229H142V227H143V226H142L141 229H140V227H138L140 230H139V229L137 230V229H136V223L134 222V223L132 224L133 226L135 225V227H134L135 230H134V229H133V226H132V225H129L130 222H129V223H128V222H124V223L127 225V226L125 225L126 227L121 225V224H123ZM131 222H132V221H131ZM188 222H189V221H188ZM220 222H221V221H220V219H219L217 223H220ZM50 223H54V222H53V221H52V222L50 221V222L47 223V224H50ZM60 223H63L62 220H61ZM68 223H69V221H68ZM77 223H78V221H77ZM77 223H75V224H77ZM86 223H87V222H86ZM94 223H95V222H94ZM102 223H105V222L103 221ZM102 223H101V225H102ZM118 223H119V222H118ZM190 223H191V222H190ZM196 223L198 224V222H196ZM47 224H46V225H47ZM55 224H56V223H54V225H55ZM57 224H56V225H57ZM70 224H72V223L70 222ZM81 224H82V223H81ZM87 224H88V223H87ZM149 224H150V223H149ZM171 224H172V227H173V223H172V222L170 223V225H171ZM176 224H177V223H174V226H175ZM193 224H194V223H193ZM209 224H210V223H209ZM212 224H214V222H213ZM8 225H9V224H8ZM46 225H43V226H46ZM52 225H53V224H52ZM65 225H67V224H65ZM79 225H80V224H79ZM83 225H84V224H83ZM123 225H124V224H123ZM142 225H143V224H142ZM152 225H153V224H152ZM180 225H181V228L184 227L183 224H180ZM185 225H187V224H185ZM188 225H189V224H188ZM38 226H39V225H38ZM41 226H42V225H41ZM67 226H68V225H67ZM109 226H108V227H109ZM112 226H113V227H112ZM116 226H117V227H116ZM131 226H132V227H131ZM137 226H138V224H137ZM140 226H141V223H140ZM176 226H177V225H176ZM182 226H183V227H182ZM193 226H194V225H193ZM195 226H196V224H195ZM207 226H208V225H207ZM216 226H217V225H216ZM248 226H249V225H247V227H248ZM5 227H6V226H5ZM11 227H12V226H11ZM47 227H49V226H47ZM57 227H58V225H57ZM63 227H64V226H63ZM79 227H80V226H79ZM79 227H78V228H79ZM90 227H91V226H90ZM167 227H168V226H167ZM178 227H179V225H178ZM178 227H177V228H178ZM220 227H221V226H220ZM247 227H246V228H247ZM3 228H4V227L1 226V224H0V231L4 230ZM6 228H7V227H6ZM45 228H46V227H45ZM54 228H55V227H54ZM64 228H65V227H64ZM67 228H68V227H67ZM72 228H73V227H72ZM74 228L76 229V227H74ZM78 228H77V229H78ZM83 228H85V227H83ZM175 228H176V227H175ZM177 228H176V229H177ZM193 228H194V227H193ZM211 228H212V227H210V229H211ZM217 228H219V227H217ZM241 228L243 229L244 226L241 227ZM241 228H240V229H241ZM249 228H250V230H249ZM249 228H247V229H248L251 233L253 232V230H254V231L256 230V228L252 230V229H251V226H250ZM1 229H2V230H1ZM9 229H10V227H9ZM15 229L17 230V228H15ZM47 229H48L47 231L51 230L50 227L47 228ZM69 229H71V228H69ZM77 229H76L75 231H78ZM79 229H80V228H79ZM86 229H87V227H86ZM86 229H84V230H86ZM97 229H98V228H97ZM130 229H131V230H130ZM151 229H152V228H151ZM178 229H179V228H178ZM178 229H177V230H178ZM183 229H185V228H183ZM203 229H204V228H203ZM242 229H241V230H242ZM263 229H264V228H263ZM35 230H36V229H35ZM35 230H33V231H35ZM55 230H56V229H55ZM63 230H64V229H63ZM65 230H67V229H65ZM71 230H72V229H71ZM129 230H130V231H129ZM181 230H182V229H181ZM181 230H180L179 232H182ZM258 230H260V228H258ZM4 231L6 232V231H8V229H7V230H4ZM9 231H10V230H9ZM9 231H8L7 233H10ZM25 231H26V229H25ZM31 231H32V230H31ZM31 231H30V232H31ZM37 231H38V230H37ZM69 231H70V230H69ZM72 231H73V230H72ZM72 231H70V232L72 233ZM79 231H80V230H79ZM88 231H89V230H88ZM128 231H129V232H128ZM143 231H147V229H146V230L144 229ZM143 231H141L142 234H143ZM150 231H151V230H150ZM167 231H168V229H167ZM237 231H239V229H238ZM237 231H236V232H237ZM256 231H257V230H256ZM11 232H12V231H11ZM65 232H66V231H65ZM84 232H85V231H84ZM92 232H93V231H92ZM240 232H241V231H240ZM240 232H239V233H240ZM247 232H248V231H247ZM13 233L15 234L16 232H13ZM49 233H50V231H49ZM55 233H57V231H56ZM62 233H64V232L62 231ZM62 233H61V234H62ZM71 233H70V234H71ZM106 233H107V234H106ZM243 233H244V231H242V234H243ZM262 233H263V231H262ZM0 234H1V233H0ZM2 234H3V233H2ZM2 234H1V235H2ZM28 234H29V232H28ZM28 234H26V235H28ZM34 234H35V232H34ZM37 234H38V233H37ZM52 234H53V233H52ZM52 234H50V235H52ZM67 234H68V233H67ZM67 234H66V235H67ZM74 234H75V233H74ZM82 234H84V233H82ZM82 234H79V235L82 236ZM94 234H95V233H94ZM96 234H95V235H96ZM138 234H139V233H136V235H138ZM142 234H141V235H142ZM164 234H165V233H164ZM168 234H169V233H168ZM252 234H253V233H252ZM257 234H258V232H257ZM263 234H264V233H263ZM263 234H262V236H263ZM1 235H0V238H1V239L4 238V240H2V242H4L5 240H7V241H5L6 243H7V242H8V243L10 242L11 237L9 238V236H12V235H9L7 238H5L6 235H5V236L2 235L3 238L1 237ZM16 235H17V233H16ZM30 235H31V234H30ZM53 235H54V234H53ZM66 235H65V236H66ZM77 235H78V234H77ZM99 235H98V236H99ZM136 235H132L131 238H132L133 236H136ZM143 235H144V234H143ZM233 235H234V234H233ZM233 235H231V236L233 237ZM244 235L247 236L248 233L245 232ZM254 235H255V233L252 235V237H253ZM28 236H29V235H28ZM28 236H27V237H28ZM35 236H36V234H35ZM44 236H45V235H44ZM59 236H60V235H59ZM65 236H63V237H65ZM67 236H68V235H67ZM67 236H66V237H67ZM85 236H87V235H85ZM100 236H99V237H100ZM249 236H250V235H249ZM255 236H257V235H255ZM255 236L253 237V239L255 238ZM258 236H260V234H258ZM262 236H261V238H262ZM38 237H39V236H38ZM54 237L57 238V237H56V234H55ZM54 237L52 236V239H53ZM61 237H62V236H61ZM61 237H60V238H61ZM66 237H65V238H66ZM68 237H69V236H68ZM68 237H67L66 239H64V241L66 240V243L68 242V241H67ZM136 237H137V236H136ZM223 237H224V236H223ZM226 237H227V236H226ZM226 237L224 238V240H230V239H231V238L228 239V237H227V238H226ZM235 237H236V236L234 235L233 238H235ZM17 238H18V237H17ZM29 238H30V237H29ZM32 238H33V236H32ZM58 238H59V237H58ZM69 238H70V237H69ZM82 238H83V236H82ZM219 238H220V237H219ZM242 238H243V237H242ZM12 239H14L13 241L15 242V237L12 238ZM26 239H27V238H26ZM34 239H35V238H34ZM72 239H73V237H72ZM72 239H71V242H72ZM78 239L80 240V238H78ZM214 239H216V238H214ZM221 239H223V238L221 237ZM240 239H241V238H240ZM249 239H250V238H249ZM256 239H257V238H256ZM258 239H260V238H258ZM258 239H257V240H258ZM8 240H9V241H8ZM30 240H31V238H30ZM38 240H39V238H38ZM73 240H74V239H73ZM115 240H116V239H115ZM115 240H114V241H115ZM123 240H124V239H123ZM123 240H122V242L124 243L125 240H124V241H123ZM134 240H135V239H134ZM209 240H210V239H209ZM209 240H208V243H209ZM217 240H219V239H217ZM217 240H216V242H218ZM224 240H221V241H224ZM234 240H235V239H234ZM234 240H233V241H234ZM236 240H237V239H236ZM246 240H247V237H246L245 239L243 238V241H246ZM251 240H252V239H251ZM254 240H255V239H254ZM17 241H18V239H17ZM17 241H16L14 244H17ZM26 241H27V240H26ZM34 241H35V240H34ZM34 241H33V242H34ZM36 241H37V240H36ZM50 241H51V240H50ZM58 241H62V240L59 239ZM58 241H57V242H58ZM64 241L62 242V244L65 245L66 243H64ZM136 241H137V240H136ZM221 241H219L218 243H220ZM237 241H238V240H237ZM237 241H236V242H237ZM239 241L242 242L241 240H239ZM239 241H238V242H239ZM252 241H253V240H252ZM2 242H1V243H2ZM30 242H31V241L28 240V243H29L30 246H31V244H32L33 242H31V243H30ZM53 242H54V239H53ZM53 242H52V243H53ZM55 242H56V241H55ZM75 242H76V241H75ZM129 242H130V243H133V242H131V241H129ZM134 242H135V241H134ZM213 242H214V241H213ZM213 242H211V244H212ZM226 242H227V241H226ZM263 242H264V241H263ZM6 243H5V244H6ZM35 243H36V242H35ZM37 243H39V242H37ZM60 243H61V242H60ZM69 243H70V241H69ZM73 243H74V242H73ZM114 243H115V242H114ZM181 243H182V242H181ZM181 243H179V245H178L179 248H180V244H181ZM218 243H217V245H218ZM232 243H233V242H232ZM249 243H250V241H249ZM249 243H248V244H249ZM3 244H4V243L0 244V246H2ZM5 244H4V245H5ZM10 244H11V243H10ZM19 244H20V241H19ZM26 244H27V242H26ZM44 244H45V243H44ZM57 244H59V242H58ZM62 244H61V246H60V244H59L58 246H60V248H61V247L63 246ZM76 244H77V243H76ZM117 244H118V242H117ZM177 244H178V243H177ZM177 244H176V245H177ZM183 244L187 246V245H189L190 243H189V244H185V243H183ZM191 244H192V243H191ZM234 244H235V242H234ZM234 244H233V245H234ZM244 244H246V242H245ZM244 244H243V245H244ZM248 244H246V246H247ZM262 244H264V243H262ZM262 244H261V245H262ZM4 245H3V246H4ZM7 245H8V244H7ZM50 245H51V244H50ZM52 245H53V244H52ZM52 245H51V246H52ZM69 245H70V244H69ZM74 245H75V244H74ZM74 245H73V246H74ZM106 245H107V246H106ZM113 245H114V244H113ZM115 245H116V244H115ZM131 245H132V244H131ZM209 245H210V244H209ZM214 245H215V243L213 244V246H214ZM236 245H237V244H236ZM249 245H251V244H249ZM256 245H257V247L259 246L258 244H256ZM256 245H255V246H256ZM9 246H11V245H9ZM9 246H8V247H7V246H4L5 250H2L3 252H1V253H4V251H8V252L11 251L10 249H13V247L10 248ZM12 246H14V245H12ZM15 246H16V245H15ZM26 246H27V245H26ZM28 246H29V245H28ZM33 246H34V245L32 244V248H31V249H33ZM35 246H39V245L36 244ZM45 246H46V245H45ZM55 246H56V245H55ZM58 246H57V247H58ZM76 246H78V245H76ZM181 246H182V245H181ZM186 246H183V247L185 248ZM190 246H191V245H190ZM192 246H193V244H192ZM215 246H216V245H215ZM246 246H245V247H246ZM251 246H254V245L252 244ZM255 246H254V247H255ZM41 247H42V246H41ZM46 247H47V246H46ZM80 247H81V246H80ZM111 247H112V244H111ZM183 247H182V248H183ZM201 247H202V246H201ZM201 247H200V248H201ZM224 247H225V246H224ZM229 247H230V246H229ZM233 247H234V246H233ZM233 247H231V248H233ZM245 247L243 246V248H245ZM0 248H3V247H0ZM6 248L9 249V250H6ZM19 248H20V247H19ZM47 248H50V247L48 246ZM78 248H79V247H78ZM108 248H110V247H108ZM108 248H107V249H108ZM117 248H118V246H117ZM217 248H218V247H217ZM222 248H223V246H220L219 249H216V248H215L216 251H217V252H216V256H217L218 254H219V255L221 254V253H220V251H221L220 249H222ZM231 248H230V250H231ZM234 248L236 249L237 247H234ZM234 248H233V249H234ZM240 248H241V245H240ZM246 248L248 249L249 247H246ZM246 248H245V250L243 249V250H244V252L242 251L243 254H245ZM259 248H260V246H259ZM259 248L256 249V251H257V250L259 251ZM262 248H263V247H261L260 249H262ZM42 249H43V248H42ZM113 249L115 250L116 247H113ZM169 249H170V248H169ZM175 249H176V247H175ZM177 249H178V247H177ZM177 249H176V250H177ZM185 249H187V248H185ZM185 249H184V250H185ZM227 249H228V248H227ZM235 249H234V250H235ZM241 249H242V248H241ZM241 249H239V247H238V250H239V251H241ZM13 250H15V249H13ZM13 250H12V251H13ZM45 250H46V249H45ZM48 250H49V249H48ZM59 250L61 251V249H59ZM63 250H64V249H63ZM97 250H98V252H97ZM111 250H112V248L110 249V251H111ZM164 250H165V249H164ZM180 250H181V249H180ZM184 250H183V251H184ZM195 250H196V249H195ZM203 250H205V249H203ZM222 250H224V248H223ZM41 251H42V250H41ZM41 251H40V252H41ZM54 251L57 252L58 250H54ZM93 251H94V252L96 251V253H94ZM110 251H108V252H110ZM172 251H173V250H172ZM181 251H182V250H181ZM188 251H190L189 248H188ZM224 251H225V250H224ZM224 251H223V253L226 252V251H225V252H224ZM236 251H237V250H236ZM236 251H235V252H236ZM249 251H250V250H249ZM249 251L247 250L248 254H249ZM253 251H254V250H253ZM256 251H255V253L253 252L254 254H252V256L255 255V254L257 253ZM46 252H47V251H45V253H46ZM135 252H137V251H135ZM232 252H233V250H232ZM237 252H238V251H237ZM237 252H236V253H237ZM6 253H7V252H6ZM9 253H10V252H9ZM9 253H8V254H9ZM42 253H43V252H42ZM48 253H49V252H48ZM51 253H52V252H51ZM51 253H50V254H51ZM53 253H54V252H53ZM53 253H52V254H53ZM57 253H59V251H58ZM102 253H103V254H102ZM161 253H162V252H161ZM192 253H193V252H192ZM194 253H195V252H194ZM223 253H222V254H223ZM227 253H228V252H227ZM229 253H230V252H229ZM236 253H234V256H233V257L231 256L232 253H231L230 255L228 254L229 257L231 256L230 258L228 257V260H229V261H227V258H226L227 255H225L226 253L223 254V255L225 256V257H224V256L222 255V256L224 257V258H223L224 262H223V260H221V261H222L224 264H233V263H231V262H233V261H232V260L230 261V259H231V258L238 259V256L240 255V254H238L239 252L237 253L238 256L236 255ZM240 253H241V252H240ZM251 253H252V249H251ZM8 254H7V255H8ZM12 254H13V253H12ZM54 254H55V253H54ZM90 254H91V255H90ZM92 254H93V255H92ZM99 254H100V255H99ZM108 254H110V253H108ZM108 254H107V256H108ZM136 254L139 255V253H136ZM136 254H134L133 256H131L132 253H131V255L128 254V255L130 256V258L127 257L128 260L126 259V261H124L122 264H134L135 261H136L135 264H137V263H138V260H139L140 263H141V261H142V263H145V264H146V262H143V260H144L143 257H144V256L142 257V255L140 254L139 256H141V258H139V256L136 255ZM174 254H176V253H173V255H174ZM179 254H180V253H179ZM185 254H186V253H185ZM246 254H247V253H246ZM2 255H5V254H2ZM2 255H1V256H2ZM10 255H11V254H10ZM13 255H14V254H13ZM13 255H11V256H13ZM42 255H43V254H42ZM128 255H127V256H128ZM164 255H165V254H164ZM177 255H178V254H177ZM187 255H188V254H187ZM193 255H194V254H193ZM249 255L251 256V254H249ZM249 255H248V258H249ZM257 255H260L259 252H258ZM43 256H44V255H43ZM54 256H55V255H54ZM54 256H52V258H53ZM62 256H63V255H62ZM107 256L105 255V258H106ZM113 256H114V255H113ZM137 256H138V257H137ZM145 256H146V254H145ZM147 256H149V255H147ZM155 256H156V255H155ZM167 256H168V254H167ZM194 256H195V255H194ZM235 256H236L237 258H236ZM252 256H251V257H252ZM261 256H262V254H261ZM9 257H10V256L8 255V261H7V262H6L5 260H4V262H3L2 257H1V260H2V261L0 262V264H4V263H5V264H6V263L11 264L12 262H14V261L11 262L10 259H9ZM48 257H49V256H48ZM111 257H112V256H111ZM114 257H115V256H114ZM156 257H157V256H156ZM168 257H169V259H171V258H170L171 256H168ZM181 257H182V256H180V258H181ZM192 257H193V256H192ZM196 257H197V255H196ZM196 257H195V259H196ZM240 257H241V256H240ZM243 257H244V255H243ZM258 257H259V256H258ZM10 258H11V257H10ZM32 258H33V257H32ZM41 258H42V257H41ZM52 258H51V259H52ZM59 258H60V257H59ZM105 258H104V259H105ZM112 258H113V257H112ZM144 258H146V257H144ZM159 258H164V257L161 256V257H159ZM165 258H166V257H165ZM178 258H179V257H178ZM197 258H198V257H197ZM218 258H220V257H218ZM218 258H216L215 260L217 261ZM225 258H226V259H225ZM248 258H247V260H248ZM253 258H254V257H253ZM260 258H261V257H260ZM262 258H263V257H262ZM4 259H5V257H4ZM110 259H111V258H110ZM140 259H141V261H140ZM172 259H173V258H172ZM181 259H182V258H181ZM181 259H180V260H181ZM208 259H209V258H208ZM208 259H207V261H208ZM220 259H222V258H220ZM239 259H241V258H239ZM244 259H246V258L244 257ZM254 259H255V258H254ZM11 260H13V259H11ZM25 260H27V258H25ZM30 260H31V259H30ZM60 260H61V259H60ZM97 260H98V261H97ZM111 260H112V259H111ZM115 260H116V259H115ZM148 260H150V258H149ZM148 260H146V261L148 262ZM155 260H156V259H155ZM166 260H167V259H166ZM166 260L163 261V263L166 262ZM173 260H174V259H173ZM183 260H184V259H183ZM189 260H190V258H189ZM189 260L187 259L188 262H189ZM193 260H194V259H193ZM202 260H203V259H201V261H202ZM247 260H246V261H247ZM257 260H258V259H257ZM263 260H264V258H263ZM263 260H262V261H263ZM9 261H10V263H9ZM42 261H43V259H42ZM95 261H96V263H95ZM102 261H104V260H102ZM177 261H178V260H177ZM177 261L175 260L174 263L177 262ZM181 261H182V260H181ZM198 261L200 262V260H198ZM203 261H206V260L204 259ZM216 261H215V262H216ZM218 261L221 262L220 260H218ZM218 261L216 262V264L219 263ZM226 261H227V262H226ZM241 261H242V260H241ZM241 261L239 260L238 262L242 263ZM246 261H245V262H246ZM250 261L252 262V260H250ZM250 261H249V262H250ZM23 262H24V261H23ZM25 262H26L25 264H28L29 262H32V261H29V262H28V261H25ZM27 262H28V263H27ZM46 262H47V261H46ZM49 262H50V261H49ZM56 262H57V261H56ZM100 262H98V263L100 264ZM104 262H105V261H104ZM104 262H101V263L103 264ZM158 262H159V264H160V263H161V260L158 261ZM167 262H168V261H167ZM167 262H166V264H168L170 261H169L168 263H167ZM178 262H180V261H178ZM190 262H192V264H193V261H190ZM194 262H195V260H194ZM210 262H211V261H210ZM229 262H230V263H229ZM234 262H235V261H234ZM238 262H237V263H238ZM245 262H243V263H245ZM142 263H141V264H142ZM182 263L186 264V263H185V260H184V262H182ZM195 263L198 264V262H195ZM195 263H194V264H195ZM206 263H208V262H206ZM206 263H204V264H206ZM212 263H214V262H212ZM235 263H236V262H235ZM240 263H238V264H240ZM246 263H247V262H246ZM255 263H256V262H255ZM261 263H262V262H261ZM12 264H13V263H12ZM120 264H121V263H120ZM161 264H162V263H161ZM176 264H178V263H176ZM187 264H189V263H187ZM200 264H201V262H200ZM214 264H215V263H214ZM221 264H222V263H221ZM247 264H248V263H247ZM250 264H251V263H250ZM258 264H259V263H258Z\"/></svg>",
	"mask_w": 264,
	"mask_h": 264
}]
</instances>
